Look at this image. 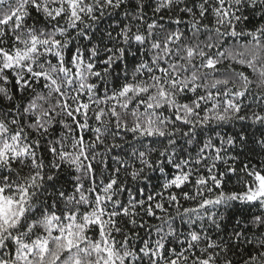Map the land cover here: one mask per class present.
Returning a JSON list of instances; mask_svg holds the SVG:
<instances>
[{
	"label": "snow or ice",
	"instance_id": "6c2138e0",
	"mask_svg": "<svg viewBox=\"0 0 264 264\" xmlns=\"http://www.w3.org/2000/svg\"><path fill=\"white\" fill-rule=\"evenodd\" d=\"M0 264H264V0H0Z\"/></svg>",
	"mask_w": 264,
	"mask_h": 264
}]
</instances>
